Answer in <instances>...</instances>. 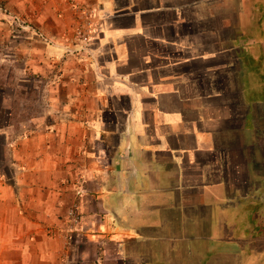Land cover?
<instances>
[{"label": "crops", "instance_id": "1", "mask_svg": "<svg viewBox=\"0 0 264 264\" xmlns=\"http://www.w3.org/2000/svg\"><path fill=\"white\" fill-rule=\"evenodd\" d=\"M10 1L39 34L0 90L44 109L0 127V264H65L68 220L69 264H264V0Z\"/></svg>", "mask_w": 264, "mask_h": 264}, {"label": "rangeland", "instance_id": "2", "mask_svg": "<svg viewBox=\"0 0 264 264\" xmlns=\"http://www.w3.org/2000/svg\"><path fill=\"white\" fill-rule=\"evenodd\" d=\"M13 1L10 0H0V79L1 77H4V80H1V83H5V77L6 75L12 76V78L16 79L18 77H21L22 74L20 75V70L23 67L22 60L20 57H22V44H21V38L23 37V32L25 28L27 27L28 30L30 27L33 29H30L32 33H37L39 34V31L37 28L34 29V25L32 22L29 20L32 19L28 14L24 15V17L20 16L19 18H22L21 20L18 19L17 15L12 14V10L8 8V6L14 7V4H12ZM70 6L72 7L71 4L75 3V1H70ZM78 3H75V5ZM83 5H80L79 7L82 8V10L89 9L86 4L82 3ZM261 2H258L256 5V8L259 9L261 8L260 6ZM247 6L246 4H244ZM262 5V4H261ZM30 4H27V7H29ZM38 4L35 3L34 7H37ZM22 7V5H20ZM26 12L28 9H25ZM73 12V11H72ZM80 12H77V14H73L70 16L71 20V30L74 33V37L77 38V26H78V20L80 18H83L82 24L80 26V31L82 32V36L86 37L91 35L92 33L89 32V28L87 27V24L92 21L93 17L92 15H87L84 14L82 17H79L78 14ZM51 18V17H49ZM93 23V22H92ZM247 26H241L242 29V39L245 40L247 38L246 35L243 36L244 31L245 33L248 32L249 30H252L255 28L256 31H258V25L254 20L250 18V16H247V21H245ZM86 25V26H85ZM30 26V27H28ZM13 29V30H12ZM96 29V27H93V32ZM16 32H15V31ZM255 31V35L257 34ZM16 36L15 41H13V34ZM80 35L81 38H84ZM21 37V38H20ZM244 37V38H243ZM92 39V38H91ZM16 53V54H15ZM18 55V56H16ZM17 60V62H16ZM20 75V76H19ZM14 79L12 81L13 84H16L20 86V89H18V93L15 94V90L13 87H2L0 90V127H3L6 124L7 121V111L8 108H10V105H13L15 108V124L16 127L19 126V122L23 119H27L29 117H37L41 111H43L44 107L41 109L39 108V100H38V87L40 86L38 83V79L34 75H28V79L26 84L20 85L18 84V80ZM31 79V80H30ZM25 80V79H22ZM17 85L14 86L17 87ZM25 88L24 90L22 89ZM35 88V89H34ZM27 89L30 90L29 95L23 96L24 93H27ZM17 98L16 101L14 99ZM16 103L24 105L25 112H20L21 108L19 106H16ZM8 167L7 160H3L2 158V153H1V148H0V169L6 173V168ZM257 184H261L257 182ZM263 187L262 185L258 189V193L263 192L260 188ZM264 189V188H263ZM257 192V191H256ZM250 195L253 193L252 191L249 192ZM260 195V194H259ZM261 198V195H260ZM70 212H68V215H70ZM252 220H255L252 218ZM258 227V226H257ZM261 227V226H259ZM64 231L62 236H57L62 240V252H65V254L62 256V260L64 261L65 264H69L70 262V256H68V252H70L71 245H72V234H71V228H70V221L68 220L67 222L64 223ZM62 230H58V232H61ZM54 233V230L52 231ZM241 233V232H240ZM59 234V233H58ZM56 236L55 234H53ZM73 237V236H72ZM238 242L241 244L240 247L244 250V256L243 258L246 259L249 255L251 254V249H257L258 244H256L254 241L249 240V239H241V237H237ZM257 252V251H255ZM66 261V262H65Z\"/></svg>", "mask_w": 264, "mask_h": 264}, {"label": "built area", "instance_id": "3", "mask_svg": "<svg viewBox=\"0 0 264 264\" xmlns=\"http://www.w3.org/2000/svg\"><path fill=\"white\" fill-rule=\"evenodd\" d=\"M77 30H78V35H81V36H82L83 34H82V32L80 31V28H78ZM82 37H84V36H82ZM85 38H87V37H84L83 39H85Z\"/></svg>", "mask_w": 264, "mask_h": 264}, {"label": "clouds", "instance_id": "4", "mask_svg": "<svg viewBox=\"0 0 264 264\" xmlns=\"http://www.w3.org/2000/svg\"><path fill=\"white\" fill-rule=\"evenodd\" d=\"M71 215H73V214L71 213Z\"/></svg>", "mask_w": 264, "mask_h": 264}]
</instances>
